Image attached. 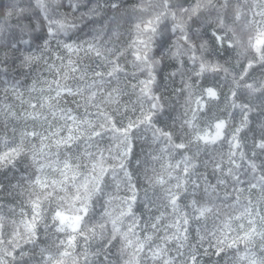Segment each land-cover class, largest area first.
<instances>
[{"label":"snow or ice","instance_id":"6c2138e0","mask_svg":"<svg viewBox=\"0 0 264 264\" xmlns=\"http://www.w3.org/2000/svg\"><path fill=\"white\" fill-rule=\"evenodd\" d=\"M80 6L68 0V9ZM33 7L46 37L78 29L76 20L85 18L92 34L58 41L67 59L52 53L49 63V39L35 35L26 15ZM62 7L58 0L25 7L0 0V168L22 159L31 166L16 184L0 178V191L19 189L30 209L9 204L5 212L0 204V264H264V0H135L127 7L94 0L80 17L61 14ZM102 8L112 15L98 25L93 18ZM14 13L18 31L9 33ZM128 18L134 36L118 49L113 40ZM26 36L34 50L22 48L30 44ZM209 42L213 51L235 54L234 71L213 60ZM129 49L132 60L121 63ZM164 53L178 65L171 77L179 76L175 92L185 104L183 118L159 127L168 110L155 90ZM85 57L104 67L85 64ZM17 61L30 70L43 61L53 78L37 73L22 83L12 75ZM209 73H223L226 93L197 88L193 78ZM128 88L136 95L131 103L123 101ZM221 96L227 111L216 114ZM132 104L140 115L124 124L117 118L122 109L136 111ZM141 128L151 133V146L130 168ZM225 142L226 157L215 150ZM221 205L242 211L228 214Z\"/></svg>","mask_w":264,"mask_h":264},{"label":"trees","instance_id":"16d2710c","mask_svg":"<svg viewBox=\"0 0 264 264\" xmlns=\"http://www.w3.org/2000/svg\"><path fill=\"white\" fill-rule=\"evenodd\" d=\"M2 2L4 5H12V4H16L18 0H2ZM28 2L29 0H19V4L21 7H25L28 4ZM123 2H124V6L127 7L130 4L134 3L135 0H123ZM62 3H63V7L60 9L61 14H64L65 11L67 10L68 12H71L74 16L80 17L82 13H85L88 11V8L92 6V3H94V0H81V6L78 11L73 10V9H68V0H62ZM32 9H34V7ZM32 9H30L26 13V15L31 18L32 24L36 27L35 35L49 39L48 52L46 53L49 63H52L53 60H55V56H53L52 53H56L57 55H65V59H67L66 50L62 48V45L58 43V41H63V42H68V43H72V42L78 43L79 40L86 39L92 34L90 29L94 25L89 24L88 20L85 18L84 23H81L80 20H76V23L79 26L78 29H73L69 31L67 34L60 33L55 39L46 37L45 30L40 27V24L42 22V16L40 17L39 24H38L37 19L35 18L39 15L38 10H35V13H34ZM111 15H112V12L110 9L102 8L101 15L94 17L93 19L95 21H98V25H99V24H103L104 21L107 19V17ZM56 18H59V17H56ZM69 18H71V16ZM2 20L3 18L0 17V21ZM18 20H20V17L16 15L15 13L10 18H8L7 26H8L9 33L11 32L13 28H16L18 31V26L16 23ZM21 23L27 26L28 20H22ZM134 23H135V20L131 19L130 23L127 24L128 31L126 32V36L122 38V42L120 40L116 42L119 45V47H117L118 49L127 48L128 43L133 39L134 31H132L131 29H132V24ZM85 25H87V27ZM123 27L124 26L122 25V28ZM25 38L30 39L29 36H26ZM104 39H107V36H105ZM41 42H42L41 40H38L36 43L39 44ZM112 46H113L112 43H109L107 45V47H112ZM30 47L32 50L35 49V45L31 44V39H30L29 45L22 46L23 49H29ZM230 53L231 55L227 58L228 64H225L226 67H228L229 65H232V66L236 65L237 58L233 52H230ZM81 56H83L82 53H81ZM73 58L75 59V57ZM131 60H132L131 49H129L128 52L125 54V56L122 58L121 63H124L125 61H131ZM55 62L57 64L60 63L59 60H56ZM83 62L85 64L90 65L91 67H96V65H101V69L99 70H102V68L104 67L102 65V62L98 58H95V57H85ZM221 62L223 63V60H221ZM173 64L175 65V67L178 66L176 62H173ZM18 65H19V61H17L16 65L13 66L12 75L17 76L21 80L22 83L30 84L32 79L36 76L37 73H39L40 76L46 77L48 79L53 78V74L49 73L46 70V66L43 64V61H40L37 65H34L31 70L28 68H20ZM126 67H128L129 71H131L130 65H126ZM188 67H191L190 62L187 65V68ZM173 70L174 69H169L168 71H173ZM235 70L238 71V67H236ZM25 73L27 75H23ZM221 76H223V73H221L220 76H215L214 74L209 73L207 74L206 78L205 77H202V78L194 77L193 79L196 81V86L198 89L202 87H216L218 92L222 90L223 92L226 93L228 91V87H227V84H225L224 81L220 79ZM139 78L142 79L144 77L140 76ZM157 78H158V81L163 79V76L159 70H157ZM129 79H132V78L129 77ZM174 79H175V83L172 84L171 90H167L163 93V96L165 97L167 101L168 110L162 113L159 120L156 122L157 126L159 127H163L165 123L171 125L172 117L179 116L183 118V111H184L183 106L185 104V97L179 94L177 95L175 92V89L182 87V82L179 76L174 77ZM132 82L135 83V80H133ZM70 83H73V86H75L74 82L70 81ZM222 84L224 85L223 88L220 87V85ZM155 90L157 91V94H161V90L159 88ZM126 91L128 95L123 97V101L129 102V103H131L132 101H135L136 99L135 93L132 92L130 88L126 89ZM132 107H134L136 111H132L131 107L128 109H122L123 115L119 116L117 119L122 121L124 124L127 123L128 118L136 119V117L140 115L139 105L132 104ZM226 111L227 110L225 109V101H224L223 96H221L219 101L214 102L212 112H215L216 114H224ZM212 112L209 113V116H211ZM238 116L239 114L237 113V121H234V123L238 122ZM165 117L167 119H165ZM205 122H206V118H201V121H200L201 126H203ZM11 127L12 125H9V132H10ZM0 131H3L2 125H0ZM132 144H133V151L135 153V156H130L129 158L132 161V163L130 164V168H135L136 167L135 159L137 157L143 158V154L146 153L149 147L151 146V133L146 132L143 128H141L139 132H135V137L132 141ZM156 147H158V145ZM228 147H229L228 144L225 142L223 144H217L215 146V150L222 151L223 153H225V157H226V154L228 152ZM250 149H251V144L249 143L248 148L245 149L246 151H248L249 156L251 155ZM202 158H206V157H202ZM14 163H15V166L9 165L6 168H0V178H6L5 180L6 183L10 181L11 184H16L17 181L20 180L21 173L25 172L26 168L28 169L31 168L30 160L28 159L18 160L17 162H14ZM24 199L25 197H22L20 195L19 189H12L9 186L4 191H0V204L4 205L5 212L8 211L9 204L14 205L17 208V211L19 210V207L21 206H24L26 211H30V209H28V207L23 204ZM217 203H219V201ZM228 203H231V201H228ZM221 207H222L223 212L228 213V214H234L236 211H242V207L240 206H237L236 209L223 208L222 205ZM241 222H244V221H241ZM212 223H213V220L209 219L208 221L209 228H211ZM233 227H235V223L233 224ZM42 232H43V225H41V240L44 239ZM205 247H207V245H205ZM113 251H115V249H113ZM228 255L231 256L232 251H229ZM211 259L216 260L218 258L213 256ZM221 264H223V261H221Z\"/></svg>","mask_w":264,"mask_h":264},{"label":"clouds","instance_id":"9594fccd","mask_svg":"<svg viewBox=\"0 0 264 264\" xmlns=\"http://www.w3.org/2000/svg\"><path fill=\"white\" fill-rule=\"evenodd\" d=\"M33 2H34V0H33ZM58 2H62V0H58ZM35 10H36L35 8L32 9V11L34 13H35ZM35 18L37 19V17H35ZM131 19H134V18H128L127 22L122 24L124 27L122 28V26H121L119 39L113 40V43L116 47H119V45L116 42L118 40H120L122 42V38H124L126 36V32L128 31L127 24L130 23ZM80 22L84 23V20L80 21ZM37 23L39 24V19H37ZM97 23H98V21H97ZM131 30L133 31V29H131ZM174 40H175V37H174ZM113 43H112V45H113ZM208 50L212 51V58L214 61H218L219 63L224 64V65L228 64L227 58L231 55L230 52L224 50L223 48H219V49L213 51V45L211 44V42L208 43ZM221 60H223V63L221 62ZM173 62H175V61L170 56H168L167 53H164L160 57V63L158 64L157 70H159L163 76V79L158 81L159 89L161 90L162 95L165 91L171 90V86H172V84H174L173 81L175 79H174V77H171V73L176 70V67L173 64ZM236 67H238V66H236ZM228 68L230 71H234V68L232 65H229ZM169 69H174V70L168 71ZM195 71H196V65L191 63V67L187 68V74L192 75L195 73ZM220 79L222 81H224L225 84L228 83V81H226L224 79V76H221ZM220 87L223 88L224 85L222 84V85H220ZM176 94L178 95L179 93H176ZM197 94H199V93H197ZM165 119H167V118L165 117Z\"/></svg>","mask_w":264,"mask_h":264}]
</instances>
